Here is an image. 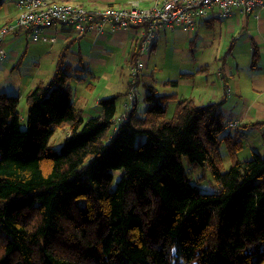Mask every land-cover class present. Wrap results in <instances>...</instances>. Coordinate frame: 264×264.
<instances>
[{"label": "trees", "instance_id": "trees-1", "mask_svg": "<svg viewBox=\"0 0 264 264\" xmlns=\"http://www.w3.org/2000/svg\"><path fill=\"white\" fill-rule=\"evenodd\" d=\"M76 70L58 56L26 92L25 127L19 96L0 91V264H264V155L237 158L241 130L227 128L223 101L179 99L167 116L175 95L147 84L142 110L116 116L115 94L84 118ZM57 128L69 130L58 151ZM182 156L208 167L218 190L192 184Z\"/></svg>", "mask_w": 264, "mask_h": 264}, {"label": "crops", "instance_id": "crops-1", "mask_svg": "<svg viewBox=\"0 0 264 264\" xmlns=\"http://www.w3.org/2000/svg\"><path fill=\"white\" fill-rule=\"evenodd\" d=\"M45 1L47 3H78L93 10L106 7H128L134 2H137L139 7L146 8L163 0ZM219 13L217 8H213L204 17L195 19V23L190 27L175 25L171 29L161 30L153 40L149 52L155 49L161 36L166 37L168 34L173 36L174 43L179 38H185L191 39L195 48H213L214 55L212 58L215 59L221 41L226 43L230 37L234 36L233 39H240L245 42L242 47V54L251 57L249 66L243 65V67L238 69L237 66L233 68L230 64L224 62V71L220 68L216 73L219 81L208 90L206 96L205 86L208 87V79H205L206 84H203L201 79H190L188 72H180L178 76L171 75L160 80L162 92L157 93L175 95V98L167 102V110L171 106L175 108L176 101L184 98H191L198 104L222 100L221 110L223 115H226L225 111H228L227 116H225V118H228L223 121L226 124L230 121H238V126H241L240 128L243 127L242 131L244 134L242 137H245V133L249 128L247 122H264V12L255 10L244 14L241 10L233 8L227 16H221ZM17 15L18 10L14 3L10 0H3L0 6V28L8 23H13ZM101 31L78 34L71 25L59 23L41 31L40 38L36 41L31 40V43L27 41L29 34L25 28L6 33L2 42L5 58L0 62V91L18 95L19 98L25 97L26 92L36 84L50 79L55 70L58 56L63 52L65 53V61L77 68L76 73H83V76L76 75L79 79L76 78L78 81H83L86 76L98 81V79L107 76V74H118L119 64H125L126 67L128 63H131L130 58L133 49L138 45V35L132 29L119 28L115 31H110L107 25H104ZM224 36H226L227 40L223 39ZM30 44L38 46L33 47L32 45L30 49ZM44 55L50 57V66L47 69H41L40 66L35 69L31 67L29 70L21 68L20 61L24 57H26L28 63L32 61L39 64V60ZM79 57L81 62H78ZM147 57L148 55L146 54L144 61ZM198 63L201 66L205 64V60L200 58ZM143 68L140 75L146 71L147 62ZM120 69L123 70V67ZM181 69H183L182 66L177 67V70ZM147 84L151 83L145 82V89ZM181 84L185 85V87H182ZM186 86L191 87L189 91L186 90ZM196 86L203 87L197 96L195 95ZM166 88L171 89L170 92L165 90ZM128 91L129 78L125 83L121 81L119 85L108 86L103 92L96 91L92 95L91 100L85 99L86 95L79 93L77 89L74 90V93L73 91L71 93L74 106L81 113L85 112L84 108L86 109L89 105L90 109L99 112L98 102L100 98L118 94L122 97L121 100L118 97L119 101L117 99L116 104L118 102L120 113H123L125 104L129 102ZM205 97H207L206 100ZM135 105L137 109H140V107L144 108L147 105L145 92L143 99L140 100L137 97ZM83 115L90 114L85 113ZM255 127L261 130L260 126ZM262 151L264 153V148Z\"/></svg>", "mask_w": 264, "mask_h": 264}, {"label": "rangeland", "instance_id": "rangeland-1", "mask_svg": "<svg viewBox=\"0 0 264 264\" xmlns=\"http://www.w3.org/2000/svg\"><path fill=\"white\" fill-rule=\"evenodd\" d=\"M233 37H230L228 40L226 39V36L223 37V39L227 40V42L225 43L224 41H221L220 48L218 49L217 51L218 53L214 59L212 58L214 55L213 54L214 49L211 47L198 49L195 48V45L192 44L191 39L179 38L174 43L172 35L167 34L166 37L161 36V39L159 38L157 41V45L155 49H153V51L151 52H147L148 57L145 60V65L147 62V68H145L146 71H144L143 74L140 75V77L137 78V80L133 83V89L134 88L136 89V97L134 99V102L136 101L137 97L140 98V100L143 99L144 92L146 93V89L144 87L145 82L153 84L157 89V92H162V87L159 81L171 75L178 76L180 72H188L187 74L190 75L189 76L190 79L192 78H196L199 80L201 79L203 84H206L205 79H208V87L205 86V96H206L208 94V90L212 88L219 81L216 73L220 68L221 70L224 71V67H223L224 62L230 64L231 67L233 68L237 66L238 69H240V67H243V65H245L246 67L249 66L251 57H247L242 54L243 52L242 47L245 42H243L240 39H233ZM27 41L29 43L32 42L31 39L29 38L27 39ZM32 45L33 47L38 46L36 44H32ZM32 45L29 47L30 49L32 48ZM138 57L139 56L136 57V60ZM200 58H203L205 60V64L201 66L198 63ZM49 59H50L49 56L44 55L41 58V60H39L40 63L37 64V63H33L32 61H29L28 63L26 57H24V59H21L20 61V66L23 70H27V69L29 70L31 67L35 69L39 66L41 69H47L50 66ZM136 60L131 63H128L126 67L125 64L123 65L119 64L118 74H114V75L107 74V76L101 77L100 79H98V81L91 79L90 76H86L83 81H78L79 79L71 81L70 84L72 86L73 93L74 90L77 89L79 93H84L86 95L84 97L85 99L91 100L92 95H94L96 91L103 92L104 89L108 88V86H116V84L119 85L121 81L125 83V81L128 80V78L130 80L129 68L135 64ZM178 66H182L183 69L177 70ZM121 67H123V70L120 69ZM143 69L144 68H142L139 73H141ZM150 72H152V74H150ZM232 73H234V71H232ZM77 74L83 76L82 72H78L76 73V75ZM182 87H185V85H182ZM190 88L191 87L186 86V90L189 91ZM130 89L131 86L129 87V90ZM202 89H203L202 86H196L195 95L197 96ZM165 90L170 92L171 89L166 88ZM121 97L122 96H119L120 100ZM207 97H205V100ZM19 100H20L19 114L21 117V127H25L24 118L26 116L27 105H26L25 97L19 98ZM116 105H117L116 116H119V114L121 113L118 102ZM142 108L143 107H140V110ZM172 109H174V106L169 107V110H167L166 113L167 116H170L172 114L173 112ZM84 110L85 112L81 113L82 115L85 113L90 114V115H83L84 118H86L87 116H94L98 114V112L90 109V105L87 106L86 109L84 108ZM225 114L226 115H223V120L228 118V117L225 118V116H227L228 114V111H225ZM252 123L247 122V124H249L248 125L249 128L245 133L246 134L245 137H242L244 134L242 131L243 128H240V126H238L241 130L239 131L241 135L240 138L241 142H240V148L237 153V158L240 160L249 158L252 151H256L261 153V155H264L262 151L264 148V134H262L264 133V125H260L261 130H258V128L253 126ZM68 132L69 130L66 128H57L49 139L48 142L49 146H51L57 151L60 150L62 142L64 138L68 135ZM220 151L222 158V167L224 170H226L229 168L232 161L229 158L228 148L224 143L221 144ZM181 163L185 176L200 191L216 192L218 190L219 187L216 184L215 180L213 179L212 173L208 167H201V166L192 167L189 164V162L186 160V158L183 156L181 157ZM114 176H115L114 181H116L119 178V172L114 171ZM63 241L67 243L66 239H63ZM65 251H68L66 254L74 255L75 246L71 245V247Z\"/></svg>", "mask_w": 264, "mask_h": 264}, {"label": "built area", "instance_id": "built-area-1", "mask_svg": "<svg viewBox=\"0 0 264 264\" xmlns=\"http://www.w3.org/2000/svg\"><path fill=\"white\" fill-rule=\"evenodd\" d=\"M10 1L16 6L18 15L13 23L0 28V62L5 58L2 43L4 35L19 28H25L33 41L40 38L41 31L59 23L71 25L78 34L101 31L104 25H107L110 31L119 28L135 30L138 35L139 57L130 67L131 89L128 91L129 102L124 106V111L134 102L136 89H133V83L145 66L144 57L161 30L171 29L175 25L190 27L195 23V19L204 17L213 8H217L221 16H227L233 8L241 10L244 14L255 10L264 12V0H163L146 8H141L134 2L128 7L93 10L78 3ZM226 125L231 130L237 129L238 121H230Z\"/></svg>", "mask_w": 264, "mask_h": 264}]
</instances>
